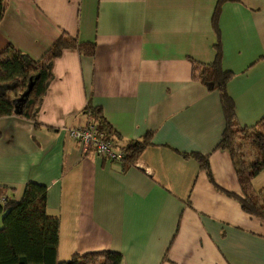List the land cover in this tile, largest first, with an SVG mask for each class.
<instances>
[{"label": "crops", "instance_id": "1", "mask_svg": "<svg viewBox=\"0 0 264 264\" xmlns=\"http://www.w3.org/2000/svg\"><path fill=\"white\" fill-rule=\"evenodd\" d=\"M64 34L94 43V56L69 49L54 61L39 127L0 119V186L13 201L28 182L47 188L58 260L115 251L121 264H264V221L222 192L242 196L230 155L216 149L219 94L193 79L191 63L211 64L219 42L237 122L255 125L264 0H8L0 52L11 45L38 61ZM88 101L122 142H148L134 164L83 152L67 136L88 123ZM192 153L207 158L212 182ZM252 186L264 190V169Z\"/></svg>", "mask_w": 264, "mask_h": 264}, {"label": "trees", "instance_id": "2", "mask_svg": "<svg viewBox=\"0 0 264 264\" xmlns=\"http://www.w3.org/2000/svg\"><path fill=\"white\" fill-rule=\"evenodd\" d=\"M220 2L212 19L215 29ZM7 6L8 0H0V22ZM69 49L91 58L95 54L96 46L94 43L79 42L64 34L38 61L30 59L11 45L0 52V119L15 116L33 122L35 127L40 126L37 117L41 101L53 78V63L64 50ZM215 50L216 56L211 64L203 65L195 61L191 63L193 79L208 91H217L219 94L225 127L216 149L230 155L242 196L222 192L235 198L243 212L264 221V190L256 192L252 186V180L264 169V116L250 127L241 126L237 122L233 101L226 91L233 74L222 67L219 42L215 45ZM30 79L34 80L33 87L16 113L17 99L25 92ZM83 113L87 116L88 123H94L100 134L123 152V158L118 164H134L140 152L148 145L146 140L122 142L104 119L101 108L93 106L90 101ZM187 156L193 157L199 163L212 182L207 158L195 153ZM6 192L0 186V264H121L122 255L115 251L75 254L68 260L59 261L60 224L58 218L47 214V188L28 182L18 201L9 200Z\"/></svg>", "mask_w": 264, "mask_h": 264}, {"label": "built area", "instance_id": "3", "mask_svg": "<svg viewBox=\"0 0 264 264\" xmlns=\"http://www.w3.org/2000/svg\"><path fill=\"white\" fill-rule=\"evenodd\" d=\"M67 136L76 142L83 152L93 151L110 162H118L123 158V152L115 147L112 141L105 139L94 123L70 128L67 130Z\"/></svg>", "mask_w": 264, "mask_h": 264}, {"label": "water", "instance_id": "4", "mask_svg": "<svg viewBox=\"0 0 264 264\" xmlns=\"http://www.w3.org/2000/svg\"><path fill=\"white\" fill-rule=\"evenodd\" d=\"M36 79H37V77H35L34 80H36ZM34 80L33 79L29 80V84H28L25 92L17 99L18 106L16 107V113H18V111L20 110L21 104H23L26 101L27 97L29 96V93H30V91L33 87V84H34Z\"/></svg>", "mask_w": 264, "mask_h": 264}, {"label": "rangeland", "instance_id": "5", "mask_svg": "<svg viewBox=\"0 0 264 264\" xmlns=\"http://www.w3.org/2000/svg\"><path fill=\"white\" fill-rule=\"evenodd\" d=\"M2 217L0 216V227L2 226Z\"/></svg>", "mask_w": 264, "mask_h": 264}]
</instances>
